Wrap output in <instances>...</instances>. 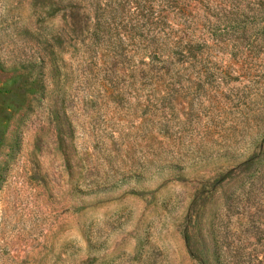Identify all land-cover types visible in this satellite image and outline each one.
<instances>
[{
    "label": "rangeland",
    "instance_id": "obj_1",
    "mask_svg": "<svg viewBox=\"0 0 264 264\" xmlns=\"http://www.w3.org/2000/svg\"><path fill=\"white\" fill-rule=\"evenodd\" d=\"M0 264H264V0H0Z\"/></svg>",
    "mask_w": 264,
    "mask_h": 264
}]
</instances>
